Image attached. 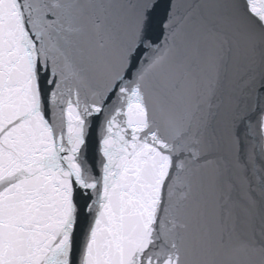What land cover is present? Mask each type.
<instances>
[{"label":"snow or ice","instance_id":"snow-or-ice-1","mask_svg":"<svg viewBox=\"0 0 264 264\" xmlns=\"http://www.w3.org/2000/svg\"><path fill=\"white\" fill-rule=\"evenodd\" d=\"M0 264H264V0H0Z\"/></svg>","mask_w":264,"mask_h":264}]
</instances>
